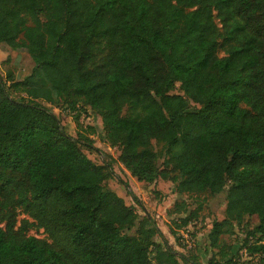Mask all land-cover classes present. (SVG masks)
Listing matches in <instances>:
<instances>
[{
	"label": "trees",
	"instance_id": "trees-1",
	"mask_svg": "<svg viewBox=\"0 0 264 264\" xmlns=\"http://www.w3.org/2000/svg\"><path fill=\"white\" fill-rule=\"evenodd\" d=\"M0 49L33 61L20 81L0 76V264L190 263L107 188L111 166L44 106L57 99L74 121L95 111L137 182L224 194L210 248L246 218L241 250L264 264V0H0Z\"/></svg>",
	"mask_w": 264,
	"mask_h": 264
},
{
	"label": "rangeland",
	"instance_id": "rangeland-1",
	"mask_svg": "<svg viewBox=\"0 0 264 264\" xmlns=\"http://www.w3.org/2000/svg\"><path fill=\"white\" fill-rule=\"evenodd\" d=\"M214 21L219 30L222 33V28L219 20L216 18V12L214 11ZM221 41V40H219ZM223 50H219L218 56H224ZM33 68V61L26 53H12L6 49H0V76L8 86L10 81H20L30 74ZM12 93V97H17L18 93ZM171 94H180L181 91L178 88V84L175 85ZM79 106L82 105L80 99H76ZM190 107H197L196 104L188 100ZM64 105L62 99H57L53 106ZM49 108L60 120L61 125L64 127L65 132L73 138H78L81 142L87 143V140L92 142V146L95 150L88 151L81 147L83 154L87 156L93 163L99 165L108 163L112 168L111 176L105 181V185L111 191L121 197L126 205H130L139 217H143V209L154 218L158 228L163 231L164 238L168 243V246L176 253L183 255L189 259L190 263L180 264H223L225 254L233 256V264H258L256 257L240 256L242 244L245 239L246 231L253 228L254 224L250 223L246 218L240 225L225 224L222 229L223 232L219 236L218 246L216 248H210L207 235L212 227L213 222L221 223L224 220L225 209V196L224 194H218L211 196L208 192L202 194L183 195L178 196L174 203L181 205L182 213H174V207L166 210L165 216H157L156 205H160L163 198L167 197V191L172 189L170 182H165L166 187H163V191L157 192L151 187L144 184H136L127 171H125L120 164L116 162L118 156L117 147H108L104 141L101 133L100 118L95 114V111L91 110L88 106H80L82 112L80 116L73 120L72 114L64 109H57L53 106L44 104ZM60 108V107H59ZM89 135V138L88 136ZM87 139V140H86ZM155 151L161 150V145L153 142ZM128 191L132 194L130 196ZM143 194L145 198L141 195ZM142 198L144 200H142ZM136 200L139 202L137 204ZM162 212V211H161ZM190 216V221L184 231L188 236V242L190 247L186 243L180 241V231L183 230L180 225V219L185 216ZM24 218L22 213H19L17 217L16 226L20 219ZM162 218V219H161ZM3 227V223H0ZM28 235L35 236L40 239H47L46 235L41 230L34 231L29 230ZM159 242L160 240L157 239ZM251 241V239L249 240ZM170 243V244H169ZM161 264H167L163 258H161Z\"/></svg>",
	"mask_w": 264,
	"mask_h": 264
},
{
	"label": "crops",
	"instance_id": "crops-1",
	"mask_svg": "<svg viewBox=\"0 0 264 264\" xmlns=\"http://www.w3.org/2000/svg\"><path fill=\"white\" fill-rule=\"evenodd\" d=\"M133 180L138 185L139 184H144V183L137 182L135 179H133ZM144 185L148 186V189L151 187L153 190H157V192H166V191H163V187L164 188L166 187V183L163 182V181H157L156 183H153V184H144ZM167 192H168L167 193V197L163 198L162 203L160 205H156L157 216H160V217L161 216H165L166 215V210H168L171 207V205L174 204L175 200L178 197V195L173 192V189H171L170 191H167ZM141 195L145 198V196L143 194H141ZM142 200H144V199L142 198ZM161 232L163 234V231H161ZM163 235H165V233Z\"/></svg>",
	"mask_w": 264,
	"mask_h": 264
},
{
	"label": "built area",
	"instance_id": "built-area-1",
	"mask_svg": "<svg viewBox=\"0 0 264 264\" xmlns=\"http://www.w3.org/2000/svg\"><path fill=\"white\" fill-rule=\"evenodd\" d=\"M67 111V110H66ZM69 112V111H68ZM70 113V112H69ZM71 114V113H70ZM188 236H187V234L185 233V231H184V228H183V230H181L180 231V241L181 242H184V243H186L187 244V246L188 247H190V243L188 242ZM239 255L240 256H246V252H245V250L243 249V250H241L240 252H239ZM246 257H248V256H246ZM252 257H258L257 255H253ZM248 258H250V257H248Z\"/></svg>",
	"mask_w": 264,
	"mask_h": 264
}]
</instances>
